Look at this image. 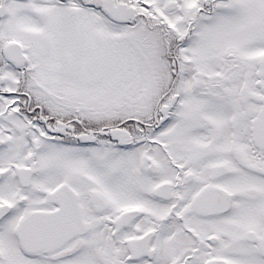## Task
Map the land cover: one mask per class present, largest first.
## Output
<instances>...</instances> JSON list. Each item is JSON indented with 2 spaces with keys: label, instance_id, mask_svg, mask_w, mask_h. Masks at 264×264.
Segmentation results:
<instances>
[{
  "label": "snow or ice",
  "instance_id": "snow-or-ice-1",
  "mask_svg": "<svg viewBox=\"0 0 264 264\" xmlns=\"http://www.w3.org/2000/svg\"><path fill=\"white\" fill-rule=\"evenodd\" d=\"M0 264H264V0H0Z\"/></svg>",
  "mask_w": 264,
  "mask_h": 264
}]
</instances>
